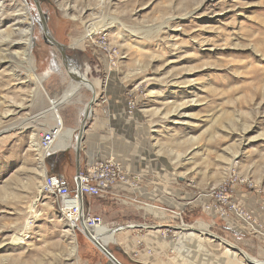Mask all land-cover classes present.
I'll return each instance as SVG.
<instances>
[{"label": "rangeland", "instance_id": "obj_1", "mask_svg": "<svg viewBox=\"0 0 264 264\" xmlns=\"http://www.w3.org/2000/svg\"><path fill=\"white\" fill-rule=\"evenodd\" d=\"M1 9L12 30L24 14L22 38L33 40L16 56L0 53V264H76L80 233L71 240L41 184L55 172L73 187L77 142L61 161L34 146L52 129L47 99L76 84L69 65L94 91L83 86L59 107L64 127L94 92L95 103H125L133 142L126 170L136 165L137 187L86 200L104 236L118 241L123 227L148 225L131 240L173 242V264H223L228 248L214 239L179 236L205 229L264 262V0H0ZM83 23L98 32L82 41Z\"/></svg>", "mask_w": 264, "mask_h": 264}, {"label": "crops", "instance_id": "obj_2", "mask_svg": "<svg viewBox=\"0 0 264 264\" xmlns=\"http://www.w3.org/2000/svg\"><path fill=\"white\" fill-rule=\"evenodd\" d=\"M95 94V93H94ZM48 98V97H47ZM58 98L53 99L48 98V103L50 109L55 105L57 110L59 107L66 104V101L58 103ZM91 100V99H90ZM56 101V102H53ZM90 102V101H89ZM89 102L87 104H89ZM94 100L92 104V111L90 115H83L82 111L86 108L87 104L83 105L82 108L76 110L74 119L69 120L67 128L64 127L62 131H60L57 135L56 142L53 146L56 149L52 150V155L48 158L54 160H60L57 157V154L69 150L74 138L77 142V146H79V140L81 143L82 155L79 157L78 163H80V170L84 169L86 166L92 164L95 161H104L113 159L114 161L120 163L122 168L126 170L127 163L132 159L128 153L131 152L129 150L130 146L133 145L132 140L128 142L127 140V129L126 123L121 118V112L123 113L125 103L115 102L112 100H104L102 102L95 103ZM52 106V107H51ZM48 108V111H50ZM59 112V111H58ZM60 115V114H59ZM61 119H65V115H60ZM123 120V122H122ZM66 121V119H65ZM61 125L63 124V120L61 121ZM52 131L55 128V121L52 123ZM57 127V126H56ZM80 128V129H79ZM55 130V129H54ZM78 130L79 133H78ZM72 132V134L69 132ZM57 132V130H56ZM78 134V138L74 136V134ZM71 138V145L68 147H59L61 144H65ZM80 138V139H79ZM61 161V160H60ZM134 165L135 162L133 161ZM129 173V172H128ZM131 176L137 175L136 165L133 168L132 173H129ZM88 196L84 197L83 204L84 210L89 212L87 205ZM145 214V211H142V220L146 223L149 219ZM167 221H169V216L166 217ZM147 220V221H145ZM156 227L158 225H155ZM103 227V226H102ZM155 227V228H156ZM135 228V233L139 232H148L151 227L148 225H139L136 227L125 226L120 231V238L116 243H108L107 242V250L111 253V256L119 263V264H173L174 262L170 259L174 256V243L173 242H165L156 240V236L154 235H146V239L142 240H131L130 233L133 232ZM137 229V230H136ZM153 229V228H152ZM103 231H108L106 228ZM101 232L100 238L102 240L108 241L109 239L104 236L106 232ZM78 233V232H77ZM94 233V231H93ZM79 241L77 242V255H76V264H115L108 259V257L98 249L93 242L90 240L91 238L88 235L79 234ZM90 235L93 236L91 233ZM103 235V236H102ZM77 236V235H76ZM149 238V239H148ZM94 239V238H92ZM110 241V240H109ZM99 242V241H98ZM100 244V242H99ZM179 247L178 249H180Z\"/></svg>", "mask_w": 264, "mask_h": 264}, {"label": "built area", "instance_id": "obj_3", "mask_svg": "<svg viewBox=\"0 0 264 264\" xmlns=\"http://www.w3.org/2000/svg\"><path fill=\"white\" fill-rule=\"evenodd\" d=\"M56 126H61V121L56 117ZM57 133L52 130L39 134V146L43 156L52 155V147L56 142ZM139 178L131 176L122 166L113 159L95 161L79 170L73 177V187L70 188L66 179L57 174H46L41 184V192L52 196L59 202L58 211L61 217L73 226V231L88 235L86 227H94L101 224V218L91 216L84 210L83 199L100 197L116 186L135 189ZM248 223L242 212L237 214ZM248 227L254 224L250 220ZM92 238L91 236H89Z\"/></svg>", "mask_w": 264, "mask_h": 264}, {"label": "bare ground", "instance_id": "obj_4", "mask_svg": "<svg viewBox=\"0 0 264 264\" xmlns=\"http://www.w3.org/2000/svg\"><path fill=\"white\" fill-rule=\"evenodd\" d=\"M103 1L104 0H102V3H103ZM101 4V3H100ZM28 10V14L27 15H29V17H30V20H31V23L33 24V22H34V20H39L40 22H41V18H40V16H38L39 18H34L31 14H30V9L28 8L27 9ZM69 11H72V8H70L69 7ZM0 13L1 14H3L2 13V9L0 10ZM26 16L24 15V14H21V13H19V11L15 14V18L13 19V23H14V25H13V27L15 28L14 30H12V26H8V23L9 22H5V20L4 19H2V20H0V34H6V40L4 41V42H1L0 43V53H4V54H6V55H18L15 51H14V49L15 48H20V47H26V46H28L29 47V49L31 48V41L33 40V38L32 39H30L28 42H27V40H24L23 38H22V33L24 32L23 30H21L20 28H21V26H22V22H24L25 20H26V18H25ZM43 18V17H42ZM78 19H80V21H82L81 20V18H78ZM4 25H6L7 27H6V30L5 31H2L1 30V28L4 26ZM42 25V24H41ZM83 25L84 26H86V31H85V36L81 39L82 41L83 40H85L87 37L88 38H90V37H93V35H95L96 34V32H98V29H93L92 28V26L93 25H87V23H83ZM31 27V26H30ZM41 27V26H40ZM103 27V26H102ZM105 27V26H104ZM24 35V34H23ZM23 39V40H22ZM82 41H80V42H82ZM15 52V53H14ZM55 69V68H57V64H56V62L55 61H52V69ZM67 72H68V74H70V76L72 77V80L73 81H75L76 80V84L75 85H73V87L72 88H70L63 96H62V99L60 100L61 102H63V101H66L67 99H69V98H71V96L72 95H74L76 92L78 93V91L80 90V88H82L83 86H86V87H88V88H90L91 90L93 89L92 88V85H91V83H89L88 82V80H87V78H86V76L84 75V74H80V73H78V72H76L74 69H73V67L71 66V65H69V66H67ZM92 91H94V90H92ZM94 93V92H93ZM58 101V103H60V101L59 100H57ZM53 102H56V101H53ZM57 103V102H56ZM93 104V102L91 103V104H87V106H86V108L82 111V114L85 116V115H89L90 113H91V111H92V109H91V105ZM56 105V104H55ZM51 106L52 108L50 109V107H49V109H50V111L48 112L49 114H48V118H49V120L51 121V123H54V121L56 120V117H58V119L60 120V121H62V119H61V116L59 115V112H58V110H57V107L56 106ZM42 116V115H41ZM45 118V117H44ZM56 122V121H55ZM62 123V122H61ZM48 125H51V124H48ZM53 127V126H52ZM55 129V130H54ZM62 129H63V124L60 126V127H55V128H53V131H55L56 132V130H57V135H59L58 133L60 132V131H62ZM70 133H71V131L69 132V135H70ZM58 138V137H57ZM71 145V142L70 141H68L67 143H65V144H61L59 147H68V146H70ZM34 146L35 147H38L39 149V151H41V149H40V146H39V141H38V143L37 144H34ZM58 145H56V147H57ZM54 147V150L56 149V147L55 146H53ZM53 147H52V150H53ZM41 159H43L44 158V156H43V152L42 153H40V156H39ZM41 169H42V171H41V173H42V175L44 176V174H45V169H44V167H41ZM67 222V221H66ZM67 224H68V230H67V234L68 235H70V238H71V240H73V241H75V236H74V231H73V226L70 224V223H68L67 222ZM23 228V227H22ZM187 229V228H189V230H193V228L192 229H190L191 227H187V226H183L182 228H181V230L183 231L184 229ZM27 230H28V225H26V226H24V228H23V233L21 234V236H23L25 233H27ZM103 230H105V228L104 227H102V225L101 224H99L98 226H94V227H86L85 228V232L86 233H88L89 234V236H91L92 238H94V240L95 241H99L100 242V245H102V246H104V247H106L107 246V242L108 243H116L114 240H112V238H109V240L108 241H105V240H102L101 238H100V236H101V232L103 231ZM93 231H94V233H93ZM103 232H106V231H103ZM192 232V233H191ZM190 233H188V234H183V233H179V236L180 237H184V238H187V240L189 241L188 243H191V242H196V243H201V242H204L203 240H205L206 239V236L207 237H210V239L212 240V239H214L215 241H216V243H218L219 245H221L222 247H224V248H228V249H231V250H228V249H224L225 250V253L223 254L224 255V258L221 260V261H223L224 263L223 264H264V262H258V261H256V260H253V259H250V257L245 253V252H243V251H240V250H237V249H234L231 245L230 246H228L227 244H224L225 242L223 241V240H221V239H219V238H217V237H215V236H213L212 234H209L205 229H200V230H198V232H199V235L197 236V235H194V233H195V231L193 230V231H191ZM93 234V236L92 235H90V234ZM112 234V233H111ZM20 235L19 236H14V238H13V242H17V243H19L22 239L21 238H23V237H21ZM103 236V235H102ZM21 237V238H20ZM202 237H204V238H202ZM100 238V239H99ZM196 238V239H195ZM98 242V243H99ZM199 248V247H198ZM220 254V253H219ZM221 255V254H220ZM239 255H241L242 256V258L244 259V263H241L239 260L240 259H238L236 256H239ZM220 257V256H219ZM242 261V260H241ZM222 264V263H221Z\"/></svg>", "mask_w": 264, "mask_h": 264}, {"label": "water", "instance_id": "obj_5", "mask_svg": "<svg viewBox=\"0 0 264 264\" xmlns=\"http://www.w3.org/2000/svg\"><path fill=\"white\" fill-rule=\"evenodd\" d=\"M95 100V94L92 93V98L89 102V104H91L93 101ZM76 157H77V169H76V173L79 171V168H78V157H79V146H76ZM93 244L98 248L100 249V251H102L110 261H112L113 263L115 264H119L112 256H111V253L107 250L106 247L100 245L97 241H95L94 239H90Z\"/></svg>", "mask_w": 264, "mask_h": 264}, {"label": "trees", "instance_id": "obj_6", "mask_svg": "<svg viewBox=\"0 0 264 264\" xmlns=\"http://www.w3.org/2000/svg\"><path fill=\"white\" fill-rule=\"evenodd\" d=\"M51 174H56L55 172L54 173H51ZM58 175V174H57Z\"/></svg>", "mask_w": 264, "mask_h": 264}]
</instances>
